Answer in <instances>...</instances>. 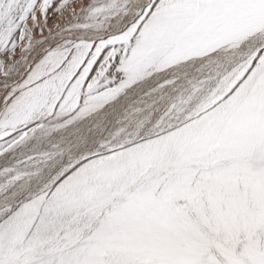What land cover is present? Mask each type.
I'll return each instance as SVG.
<instances>
[{
  "label": "snow or ice",
  "instance_id": "obj_1",
  "mask_svg": "<svg viewBox=\"0 0 264 264\" xmlns=\"http://www.w3.org/2000/svg\"><path fill=\"white\" fill-rule=\"evenodd\" d=\"M0 264H264V0H0Z\"/></svg>",
  "mask_w": 264,
  "mask_h": 264
}]
</instances>
